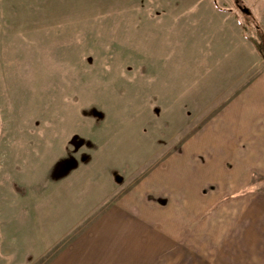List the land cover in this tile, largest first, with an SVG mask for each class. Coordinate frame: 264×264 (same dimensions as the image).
I'll use <instances>...</instances> for the list:
<instances>
[{
    "label": "rangeland",
    "instance_id": "obj_1",
    "mask_svg": "<svg viewBox=\"0 0 264 264\" xmlns=\"http://www.w3.org/2000/svg\"><path fill=\"white\" fill-rule=\"evenodd\" d=\"M257 43L264 0H0V264H61L112 199L199 148L264 71ZM122 238L113 263H138Z\"/></svg>",
    "mask_w": 264,
    "mask_h": 264
},
{
    "label": "crops",
    "instance_id": "obj_2",
    "mask_svg": "<svg viewBox=\"0 0 264 264\" xmlns=\"http://www.w3.org/2000/svg\"><path fill=\"white\" fill-rule=\"evenodd\" d=\"M237 92L196 136L199 148L112 199L56 260L114 264L125 234L144 246L136 264H264V71ZM206 183L216 188L206 193Z\"/></svg>",
    "mask_w": 264,
    "mask_h": 264
},
{
    "label": "trees",
    "instance_id": "obj_3",
    "mask_svg": "<svg viewBox=\"0 0 264 264\" xmlns=\"http://www.w3.org/2000/svg\"><path fill=\"white\" fill-rule=\"evenodd\" d=\"M240 8H241V7H240ZM257 47H258V49H261V52H263V53H261V54L264 55V51H263V49L261 48L260 43H257Z\"/></svg>",
    "mask_w": 264,
    "mask_h": 264
}]
</instances>
